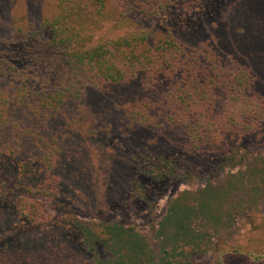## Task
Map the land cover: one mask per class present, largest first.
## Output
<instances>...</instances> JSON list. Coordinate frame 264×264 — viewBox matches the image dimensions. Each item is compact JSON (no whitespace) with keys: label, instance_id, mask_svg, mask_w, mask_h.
Returning a JSON list of instances; mask_svg holds the SVG:
<instances>
[{"label":"trees","instance_id":"1","mask_svg":"<svg viewBox=\"0 0 264 264\" xmlns=\"http://www.w3.org/2000/svg\"><path fill=\"white\" fill-rule=\"evenodd\" d=\"M53 1L52 8L38 13L30 1L0 0V241L6 238L0 264H40L31 245L25 249L18 240L26 235L34 247L49 244L34 240L37 229L62 236L46 264H74L68 251L75 238L65 234L72 228L69 217L61 226L51 221L39 200L69 211L58 200L64 180L79 191L86 208L96 210L103 187L139 186L135 169L125 178L114 177L105 155L95 150L98 156H92L88 144L97 136L129 138L106 149L99 144L101 152L125 144L130 149L136 142L138 155L154 166L166 152L180 151L187 168L208 173L235 148L254 151L252 138L264 135V74L255 68L264 71L260 42L244 43L246 50L259 52L250 63L238 49L226 51L229 43L222 45L219 27L208 32L197 27L193 33L182 27L183 34L171 26L157 34L141 29L95 40L94 25L111 13L155 16L182 0ZM211 3L199 0L196 15ZM237 7L245 11V0ZM148 171L144 198L159 182ZM180 178L172 175L170 182ZM171 212L162 232L183 228L178 220L184 217ZM109 231L110 242H122ZM110 248L112 264H128ZM226 255L249 264L264 260L263 251L230 244L218 250L216 264H225Z\"/></svg>","mask_w":264,"mask_h":264},{"label":"rangeland","instance_id":"2","mask_svg":"<svg viewBox=\"0 0 264 264\" xmlns=\"http://www.w3.org/2000/svg\"><path fill=\"white\" fill-rule=\"evenodd\" d=\"M13 1L17 4L20 0ZM26 1L33 3L38 13L47 11L54 5L53 0H22L23 3ZM198 1L182 0L178 6L169 4L165 12L155 16H144L130 10V13L124 11L122 16L111 13L102 20V24L97 22L94 25L95 40L117 37L119 34L141 29L157 34L171 26L183 34L182 27L188 33H193L197 27L206 32L219 27L223 28L218 33L222 45L229 43L226 46L227 52L234 53V49H238L239 54L248 58L250 63H255V56L260 51L259 54L264 56V0H245V11L237 10V5L242 0H212L211 5L200 16L195 12ZM122 6L124 8L123 4ZM256 6L259 8L258 12ZM123 15L126 16L123 18ZM183 23H186L185 26ZM250 41L260 42L257 47L259 52L256 53L253 49L250 52L244 48V43ZM241 47L244 49L240 50ZM251 47L254 48V45ZM260 60L263 62L264 57ZM255 68L264 74L260 66ZM93 139L88 144L92 156L96 158L98 153L105 155L114 177L122 173L125 178L130 169H135L139 186L131 188L129 184L116 182L113 189L103 187L97 193L99 204L95 202L100 205L97 208L99 210L94 209L95 207L86 208L79 191L70 189V183L66 180L63 181L66 190L58 200L69 211L53 208V203L39 196L51 221L57 220L61 226L62 223L66 224V218L69 217L67 225L72 228L65 234L75 238V246L66 247L72 249L68 251V256L73 259L74 264H91L95 261L112 264L113 254L108 252L112 246L115 247L116 256L125 257L128 264H216L218 250L230 244L264 253V135L260 139L257 136L252 138L256 146L254 151L245 152L241 147L235 148L228 158L215 160L211 165L212 171L208 173H197L187 168L186 164L181 163L183 156L180 151L166 152L161 159L164 162H157V166H154L149 159L138 155L137 148H141L137 147L136 142H133L130 149L126 144L124 147L114 148L119 140L122 139L125 143L129 139L122 137L120 133ZM99 144H104L103 149L110 144L114 145L111 147L112 152H101ZM131 159L134 160L133 166L129 164ZM148 170L159 182L144 198L149 185ZM176 174L181 178L170 182L172 175ZM121 182L124 183V180ZM186 209V215L180 213ZM172 210H178L179 216L184 217L182 222L178 220L183 228L179 231L175 229L173 232H162L161 225L172 215ZM108 229L122 237V242H110ZM37 231L38 229L34 231V240L49 244L41 248L34 247L27 243L32 240L26 235L19 236L18 240L25 249H28L25 246L31 245L32 253L40 257L38 263L46 264L50 261L49 251L54 249L55 243H59L62 236L59 234L55 239L54 234ZM5 241L6 238L0 241V249H4ZM224 257H230L225 264H249L250 261L234 259L229 255ZM66 264L71 262L67 261ZM254 264H264V260Z\"/></svg>","mask_w":264,"mask_h":264}]
</instances>
